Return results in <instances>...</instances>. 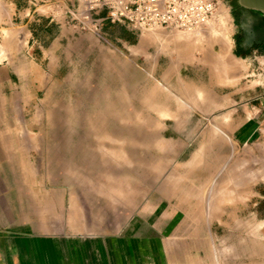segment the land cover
Segmentation results:
<instances>
[{"label":"rangeland","instance_id":"374dc122","mask_svg":"<svg viewBox=\"0 0 264 264\" xmlns=\"http://www.w3.org/2000/svg\"><path fill=\"white\" fill-rule=\"evenodd\" d=\"M87 2L0 0V264H63L72 248L76 264H255L237 246L264 244V44L234 60L218 45L217 61L212 41L242 43L264 17L228 0L200 36L145 34L132 57ZM52 4L91 37L81 57L41 53Z\"/></svg>","mask_w":264,"mask_h":264},{"label":"built area","instance_id":"2783aa9c","mask_svg":"<svg viewBox=\"0 0 264 264\" xmlns=\"http://www.w3.org/2000/svg\"><path fill=\"white\" fill-rule=\"evenodd\" d=\"M217 0H88V18L98 27L119 24L139 35L200 36L214 19ZM94 16V18H92Z\"/></svg>","mask_w":264,"mask_h":264},{"label":"crops","instance_id":"0c3cea01","mask_svg":"<svg viewBox=\"0 0 264 264\" xmlns=\"http://www.w3.org/2000/svg\"><path fill=\"white\" fill-rule=\"evenodd\" d=\"M218 2V8L221 5H225L228 3V0H217ZM46 10V11H45ZM60 8H58V6L55 4L49 5L47 6V8L43 9L40 13V15H45V17L49 18L51 25H55L57 23L54 22V20H56V13H59ZM45 12H49V13H45ZM43 17L40 18V20H42ZM107 26L105 27L106 30V35H109L110 30H114L116 31L115 33V37L113 38V40H115L116 42H119L121 44L122 47L127 48L130 51V54L132 57L137 56V55H143L146 52V47L148 46L147 43L149 42V44L152 45V43H150V41L152 40V36H148V35H138L134 32L129 31L128 29H126L124 26L119 25V24H106ZM109 25V26H108ZM58 28V33H54V35H52L51 38L49 39H44V37H41V31L40 33L35 32V42H38V45H40L41 48V53L44 54L45 57H48L49 59L54 60L56 59L57 61H60L64 58H70L72 57V53H75L76 56H74L75 58L81 57L82 54V49L86 46H88L87 42L91 40V37L81 33V35H78L76 37L74 36H70L69 34L73 33L75 29L74 26H65V25H56ZM215 23L211 24L210 28H211V34H214L215 36V32H213L215 30ZM43 30V29H42ZM213 36V35H212ZM111 37V36H110ZM196 37V36H194ZM144 38V39H143ZM193 40L192 38L189 37H177V38H170L169 42L166 43V45L168 46V49L171 50V48L173 49L172 51L175 52L177 51H184V55L185 56H192V54H194L193 48L195 49L197 41H191ZM152 42V41H151ZM72 43H76V45L74 47H72ZM179 43V44H178ZM212 44H214V52L213 55L214 57H212V59H216L217 61L219 60V58H223L220 57L219 52L215 51L216 48H218V45L221 48H228L230 47L231 50V57L233 58V60L237 57L236 55H238L237 53V48H236V42L234 41V38H232V41L229 42L225 41L223 39L221 40H216V41H212ZM177 45H181L178 46ZM195 45V46H194ZM77 46V48H76ZM178 48V49H177ZM72 50V51H71ZM102 54L104 55H108V52L105 48H101ZM171 54V53H170ZM217 63V62H216ZM5 69H2V73L4 72ZM8 72V71H7ZM9 86H10V80H8ZM3 83L0 80V87H3ZM262 94V105L264 108V89L261 90L260 95ZM10 137H8V135L6 137H3V146H7L5 140H9ZM1 142V141H0ZM1 221V220H0ZM5 228V224L3 222H0V228ZM116 248H118L119 253H121V251L123 252V245H117L115 244ZM119 246V247H118ZM128 247V246H126ZM125 247V249H126ZM98 248V252H104L106 254V250L104 247H99L97 246L94 250H96ZM72 251L67 253L68 255L65 257V260L63 262V264H76L77 262L75 261L74 258V253L77 249H71ZM79 251V250H78ZM83 251H85V249L83 248ZM90 251V250H89ZM84 255V253H83ZM107 255L102 256V258H94V260L92 261H87L86 259L83 260H79V262L81 264H107ZM59 264V263H57ZM79 264V263H78Z\"/></svg>","mask_w":264,"mask_h":264},{"label":"bare ground","instance_id":"6f19581e","mask_svg":"<svg viewBox=\"0 0 264 264\" xmlns=\"http://www.w3.org/2000/svg\"><path fill=\"white\" fill-rule=\"evenodd\" d=\"M247 8H249L250 6H246ZM161 33V32H160ZM159 33V34H160ZM161 35H162V33H161ZM156 36H158V35H156ZM158 37H160V35L158 36ZM144 39V38H143ZM152 39H155V37L154 38H152ZM157 41H158V39H157ZM49 71V70H48ZM50 73V72H49ZM151 89V88H150ZM140 93V92H139ZM146 95V94H145ZM148 96L146 95V98H147ZM145 98V97H144ZM149 99V98H148ZM143 100V99H142ZM145 102H146V100H145ZM147 103H149V102H147ZM146 103V104H147ZM147 106H149V105H147ZM150 108V107H149ZM146 109H148V108H146ZM156 110L158 109L157 107L155 108ZM157 112V111H156ZM162 112V111H161ZM13 114V113H12ZM161 115V114H160ZM168 115V114H167ZM162 116H165V115H162ZM175 118V117H174ZM19 119V118H18ZM15 120H16V118H15ZM57 123V122H56ZM207 132V131H206ZM228 133V132H227ZM217 135V134H216ZM199 143V142H198ZM212 154V153H211ZM219 161H220V159H219ZM191 163V162H190ZM193 167V166H192ZM5 168V167H4ZM197 168V167H196ZM6 172V171H5ZM8 172H9V170H8ZM5 174V173H4ZM9 176H10V174H9ZM8 180H10V179H8ZM179 182V181H178ZM181 183V182H180ZM11 184H12V182H11ZM45 184V183H44ZM46 186V185H45ZM178 186H180V185H178ZM172 187V186H171ZM184 188V187H183ZM183 190V189H182ZM175 192H176V190H174ZM180 193H182L181 191H180ZM176 194V193H175ZM183 194V193H182ZM175 196V195H174ZM15 198V197H14ZM197 198V197H196ZM11 200V199H10ZM14 200V199H13ZM174 206H175V204H174ZM186 206V205H185ZM177 208V207H176ZM184 208V207H183ZM151 209V208H150ZM149 210V209H148ZM174 210V209H173ZM164 211H165V209H164ZM188 212V211H187ZM163 213V212H162ZM161 214V213H160ZM191 214H193V213H191ZM194 214H196V213H194ZM164 215V214H163ZM196 217V216H195ZM197 219V218H196ZM195 220V219H194ZM191 222H192V220H191ZM198 224V223H197ZM191 225V224H190ZM189 225V226H190ZM187 227H188V225H187ZM240 227H242V225L240 224ZM28 228V227H27ZM244 228V227H243ZM251 228V227H250ZM254 228H255V226H254ZM196 229V228H195ZM256 229V228H255ZM246 231H248L249 233H250V229L248 230H246ZM253 231H255V230H253ZM192 233V232H191ZM253 232L251 231V235H255V234H252ZM188 234V233H187ZM183 237V236H182ZM178 239V238H177ZM172 240V239H171ZM170 240V241H171ZM175 240V239H174ZM242 240V241H241ZM162 241V240H161ZM163 242V241H162ZM173 242V241H172ZM174 243H176V242H174ZM170 244V243H169ZM231 246V245H230ZM230 246H229V248H230ZM227 247V246H226ZM225 247V248H226ZM237 248L239 249L240 248V250L243 252V254H244V257H247V258H249L251 261H253V262H255V264H264V244L263 243H261V242H259L258 241V239H256L254 236L253 237H247V239H245L244 240V242H243V239H240V241L238 242V246H237ZM231 251V250H230ZM174 253V252H173ZM218 253H219V251H218ZM221 254V253H220ZM220 254H218V255H220ZM238 255V254H237ZM177 256V255H176ZM196 261V260H195Z\"/></svg>","mask_w":264,"mask_h":264},{"label":"flooded vegetation","instance_id":"af4514ba","mask_svg":"<svg viewBox=\"0 0 264 264\" xmlns=\"http://www.w3.org/2000/svg\"><path fill=\"white\" fill-rule=\"evenodd\" d=\"M262 21L253 22V30L246 32L243 35L242 43L236 42L237 52H246L251 46L264 44V19ZM241 21L249 23L245 13L241 16Z\"/></svg>","mask_w":264,"mask_h":264},{"label":"water","instance_id":"95a60500","mask_svg":"<svg viewBox=\"0 0 264 264\" xmlns=\"http://www.w3.org/2000/svg\"><path fill=\"white\" fill-rule=\"evenodd\" d=\"M237 2L243 9L258 12L264 17V0H237ZM247 5L250 7L247 8Z\"/></svg>","mask_w":264,"mask_h":264}]
</instances>
